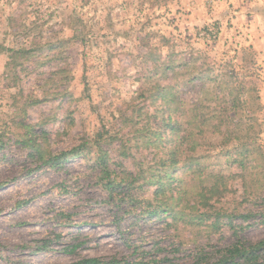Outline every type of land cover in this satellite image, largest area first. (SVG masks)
Wrapping results in <instances>:
<instances>
[{"label":"rangeland","instance_id":"374dc122","mask_svg":"<svg viewBox=\"0 0 264 264\" xmlns=\"http://www.w3.org/2000/svg\"><path fill=\"white\" fill-rule=\"evenodd\" d=\"M219 10L221 0H0V45L30 55L13 66L0 53V264H189L198 251L264 237V38ZM155 82L171 85L179 106L231 108L220 128L229 139L205 132L168 179L189 189L198 173L222 174L209 206L189 208L183 192L174 209L191 217L149 215L144 201L156 184L143 177L163 170L169 146ZM31 134L53 153L81 143L90 152L50 166L22 143ZM97 152L138 177L120 207L100 185Z\"/></svg>","mask_w":264,"mask_h":264},{"label":"trees","instance_id":"16d2710c","mask_svg":"<svg viewBox=\"0 0 264 264\" xmlns=\"http://www.w3.org/2000/svg\"><path fill=\"white\" fill-rule=\"evenodd\" d=\"M78 20V18H77ZM29 48L20 46L18 48H4L0 45V53L9 51V63L13 66L19 64V60L27 59L29 55ZM20 58V59H19ZM19 59V60H18ZM171 65L167 64L164 71L170 70ZM201 81L203 84V76L198 75L193 77ZM202 90V86L199 87ZM153 96L160 101V104L165 106L167 110L166 115L163 117L166 129L160 133L159 142L166 141L169 146L164 152V156L160 158V166L163 170L151 173L143 178L146 183L156 184V188L153 191L152 198H144V201L149 206H153L154 210L149 212V215H156L159 211H168L175 217L184 216V214L190 216L191 214L183 212V209L175 210L174 205L178 206L183 199V192L188 190V193L192 194L193 204L189 205V208H202L209 206V201L213 196L221 194L220 187H226V183L220 178L222 174H213L211 172L198 173L197 179L194 184L186 189L181 186H177V190H173L169 187L172 176L171 172H175V168L178 166L181 158L180 152L185 150L186 152L194 151L196 145H200V139L205 135V132L211 134L220 133L223 136L224 141L229 139L228 130H225V134L220 130L222 128L221 119L229 118L227 116L228 111L231 109H217L211 110V112L203 110L201 103L196 102L189 108L179 106V96L176 92L172 91V86L168 84H161L155 82L153 85ZM205 94V90L203 92ZM235 101V99H233ZM233 110L235 108H232ZM235 111V110H234ZM172 113H181L185 116L184 121L174 118ZM235 113V112H234ZM174 116V117H173ZM173 118V119H172ZM219 120L212 122V120ZM27 125L26 127H28ZM165 133H167V136ZM38 136L31 134L29 137H24L21 140L22 143L32 149V154L36 156L38 161H41L47 165L53 166L66 160L69 156H78L85 152H90V147L86 143H81L76 147H73L69 151H62L59 153H53L48 146H44L41 142L37 141ZM244 146V144H242ZM106 153H98L93 155L94 162L99 169L100 185L105 190L107 198L110 199V203L116 207L123 205L125 201L124 190L128 189L138 179L130 171H121L120 174L113 172L106 163ZM194 156H189V159L182 162V166L192 165ZM187 169V168H186ZM193 168L188 167L187 171ZM200 171H202L200 169ZM140 177V176H139ZM165 178V182H161V179ZM154 179V180H153ZM223 186H222V185ZM163 196L164 200H157V196ZM185 200H190L184 195ZM170 201V203H169ZM190 209V210H191ZM248 215H239L241 218H246ZM191 217V216H190ZM214 222H218V217L214 219ZM71 264H131V262L115 258L102 262L98 257H85L81 260L73 262ZM189 264H264V237L255 241L244 240L236 238L233 242L220 245L215 249L201 250L194 253L191 257Z\"/></svg>","mask_w":264,"mask_h":264},{"label":"crops","instance_id":"0c3cea01","mask_svg":"<svg viewBox=\"0 0 264 264\" xmlns=\"http://www.w3.org/2000/svg\"><path fill=\"white\" fill-rule=\"evenodd\" d=\"M221 6L223 12H217L221 22L226 23L225 16L230 17L232 24L239 30L247 29L253 37L260 32L257 35L264 38V0H221Z\"/></svg>","mask_w":264,"mask_h":264}]
</instances>
